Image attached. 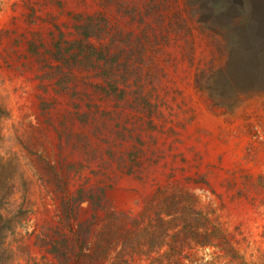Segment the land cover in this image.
<instances>
[{"label": "rangeland", "instance_id": "1", "mask_svg": "<svg viewBox=\"0 0 264 264\" xmlns=\"http://www.w3.org/2000/svg\"><path fill=\"white\" fill-rule=\"evenodd\" d=\"M86 183L135 214L167 184L233 242L204 262L264 264V0H0V215L28 238ZM14 221L0 264H53Z\"/></svg>", "mask_w": 264, "mask_h": 264}, {"label": "trees", "instance_id": "2", "mask_svg": "<svg viewBox=\"0 0 264 264\" xmlns=\"http://www.w3.org/2000/svg\"><path fill=\"white\" fill-rule=\"evenodd\" d=\"M111 188L106 183L95 188L86 183L73 194L66 191L61 204L54 202L52 210L44 212L42 223L34 226L32 244L31 236L26 238L31 207L18 205L11 216L0 215V220L7 223L5 230L9 231L17 216L14 222L24 230L20 245L27 258L30 248L44 250L52 256L53 264H207L198 256L207 248L226 251L230 257L236 254L229 234L195 210V203L180 207L183 199L169 192L167 184L153 190L150 197H142L143 206L136 214L116 207L106 197ZM165 203H169L167 207ZM170 206L174 209H168ZM185 209L190 217L182 213ZM4 250L8 254L9 245Z\"/></svg>", "mask_w": 264, "mask_h": 264}]
</instances>
